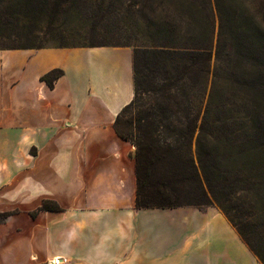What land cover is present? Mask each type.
<instances>
[{
  "label": "crops",
  "instance_id": "1",
  "mask_svg": "<svg viewBox=\"0 0 264 264\" xmlns=\"http://www.w3.org/2000/svg\"><path fill=\"white\" fill-rule=\"evenodd\" d=\"M130 44L0 49V264H262L217 209L135 207ZM59 68L50 87L42 76ZM44 199L62 210H40Z\"/></svg>",
  "mask_w": 264,
  "mask_h": 264
},
{
  "label": "trees",
  "instance_id": "2",
  "mask_svg": "<svg viewBox=\"0 0 264 264\" xmlns=\"http://www.w3.org/2000/svg\"><path fill=\"white\" fill-rule=\"evenodd\" d=\"M196 1L180 0L174 5L172 19L162 17V22L146 15L144 27L158 25L157 35L164 43L158 48L134 46V95L116 116L113 127L135 147L137 209L217 205L264 264V124L247 117L250 107L264 109V83L260 81L264 72L256 74L258 79H245L248 89L254 90L253 106L248 97L238 95V84L221 90L213 73L203 109H195L188 91L199 88L210 73L214 26L209 4L200 5L206 17L204 25L193 14ZM88 2L0 0V49L45 47L28 40L39 34H62L64 23L58 24L59 18H69L88 7ZM190 22L203 27L206 46H195L188 29L176 36L175 23L184 27ZM250 24L249 19L236 17L231 31L244 39L249 36ZM104 45L118 44L87 46ZM164 53L178 58L172 78L160 75L159 56ZM62 74L55 68L42 79L52 87ZM40 210L60 211L62 207L44 199L31 215ZM15 212H0V221Z\"/></svg>",
  "mask_w": 264,
  "mask_h": 264
},
{
  "label": "rangeland",
  "instance_id": "3",
  "mask_svg": "<svg viewBox=\"0 0 264 264\" xmlns=\"http://www.w3.org/2000/svg\"><path fill=\"white\" fill-rule=\"evenodd\" d=\"M89 0L88 7H84L70 17L61 16L59 23H64L62 34L48 33L34 35L28 43L42 46H87L91 44H130L133 46L160 47L164 43L163 38H158V25L144 27L146 15L149 18L163 20L172 19L174 5L180 0ZM211 6L213 18V55L209 65V75L202 79L199 88L190 90L189 96L193 98L195 109H203L208 93L211 89L213 73L218 76L219 88L240 87V97H248L251 105L254 90L246 84L245 79L257 77V73L264 72V0H198L193 7V14L199 18L201 25L205 24L206 17L201 4ZM141 8V11H139ZM247 18L250 20L249 36L239 39L234 36L232 29L235 18ZM263 20V21H262ZM189 23L184 27L175 23L176 36H180L188 29V34L194 36L195 46H206L203 27L198 23ZM254 25V27H253ZM95 27V31L90 29ZM253 27V28H252ZM161 28V27H160ZM190 28L193 30L191 31ZM190 30V32H189ZM178 31V32H177ZM179 33V34H178ZM187 34V33H186ZM166 41V40H165ZM177 40H175L176 42ZM218 47V53L216 48ZM218 56V57H217ZM161 74L172 78L175 75V66L178 58L173 54H161L159 56ZM245 81V82H244ZM264 83L263 79L260 80ZM201 103V105H200ZM253 109L255 111H252ZM247 117L258 119L264 124V109L256 110L250 107ZM222 210L217 206H207L203 209ZM223 213V212H222ZM257 257V256H256ZM258 258V257H257ZM262 263V262H261ZM263 264V263H262Z\"/></svg>",
  "mask_w": 264,
  "mask_h": 264
},
{
  "label": "built area",
  "instance_id": "4",
  "mask_svg": "<svg viewBox=\"0 0 264 264\" xmlns=\"http://www.w3.org/2000/svg\"><path fill=\"white\" fill-rule=\"evenodd\" d=\"M52 264H59L58 260H54Z\"/></svg>",
  "mask_w": 264,
  "mask_h": 264
}]
</instances>
